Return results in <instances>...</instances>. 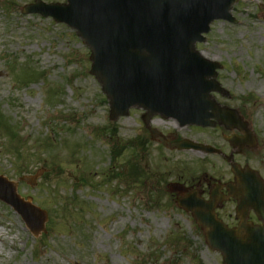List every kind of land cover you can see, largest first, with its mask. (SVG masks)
Here are the masks:
<instances>
[{
	"label": "rangeland",
	"instance_id": "374dc122",
	"mask_svg": "<svg viewBox=\"0 0 264 264\" xmlns=\"http://www.w3.org/2000/svg\"><path fill=\"white\" fill-rule=\"evenodd\" d=\"M35 1L0 0V112L22 141L10 145L0 132V175L48 221L36 237L0 201V221L13 223L0 226V264H223L168 185L208 192L209 182H233L230 165L169 145L187 139L229 155V132L156 120L151 127L172 138L167 145L151 139L141 111L110 121L109 102L90 74V48L67 25L23 14ZM231 13L237 24L216 21L197 49L222 67L217 81L228 94L214 99L236 109L257 141L234 160L264 179V0H238ZM40 169L33 187L21 180ZM235 204L217 211L224 223L233 221Z\"/></svg>",
	"mask_w": 264,
	"mask_h": 264
},
{
	"label": "water",
	"instance_id": "95a60500",
	"mask_svg": "<svg viewBox=\"0 0 264 264\" xmlns=\"http://www.w3.org/2000/svg\"><path fill=\"white\" fill-rule=\"evenodd\" d=\"M67 5L26 6L27 14L39 13L66 23L77 31L92 50L91 74L102 85L110 103V119L127 116L131 108L172 118L180 126L212 127L218 122L229 130L241 129L242 118L234 110L219 107L212 92L225 93L217 82L220 65L204 59L195 49L204 42L214 20L234 22L230 11L236 0H67ZM212 120H215L214 122ZM155 135L154 131H152ZM250 138V137H249ZM233 146L250 139L232 138ZM250 145V144H249ZM180 150L215 153L209 146L183 141ZM235 183L228 185L229 197L238 201V230H229L215 210L223 201L217 191L210 201L197 193L180 197L177 206L190 214L205 234L209 247L222 255L224 264H264V181L249 167L232 160ZM36 177L24 179L32 186ZM171 192L184 194L180 185ZM0 200L12 206L35 236L45 232L48 215L24 202L12 183L0 177ZM254 211L263 225L246 224ZM35 218V220H34Z\"/></svg>",
	"mask_w": 264,
	"mask_h": 264
},
{
	"label": "trees",
	"instance_id": "16d2710c",
	"mask_svg": "<svg viewBox=\"0 0 264 264\" xmlns=\"http://www.w3.org/2000/svg\"><path fill=\"white\" fill-rule=\"evenodd\" d=\"M27 74L28 73L26 72L25 75H23L24 76L23 80L28 79ZM1 131H2V133H4L7 136L8 140H9L8 143L10 145L11 144H21L22 141L19 137V133L16 132V129L14 128V126L11 125V123L8 120H6L0 112V132ZM120 152H121V150H119V147H116L115 150L113 151L115 156L119 155ZM21 154H22V152H20V156H21ZM18 159H20V158L18 157ZM141 174L142 173L139 170V168H137V167L132 168V176H134L135 178H140Z\"/></svg>",
	"mask_w": 264,
	"mask_h": 264
},
{
	"label": "flooded vegetation",
	"instance_id": "af4514ba",
	"mask_svg": "<svg viewBox=\"0 0 264 264\" xmlns=\"http://www.w3.org/2000/svg\"><path fill=\"white\" fill-rule=\"evenodd\" d=\"M217 96H220V95H217ZM236 136H238V138H241V137H243V135L239 132V133H236L235 134ZM161 140H166V139H164V138H162ZM167 141V140H166ZM240 156H242V154L241 155H239L238 157H240ZM222 158H225L226 159V156L225 155H223L222 156ZM211 182H209V184H208V192H206V190H200V188L199 187H197V190L199 191V192H201L203 195H204V197L206 198V199H209V197H210V194H211V191L213 190V189H216V188H218L219 189V193H220V195L222 196V197H224V198H226L227 197V191H226V183H221L220 181H218L217 183H215V184H210ZM188 191L190 192L191 190L190 189H188ZM229 202H234V200H228L226 203H229ZM226 203H224L223 205H221V208L222 207H224V205L226 204ZM236 205V204H235ZM254 225H257V224H259V222L257 221V219H256V217L253 215V214H251L250 215V219H249ZM239 221L236 219V218H234L233 219V221L230 223V224H228L229 225V227L230 228H237L238 226H239Z\"/></svg>",
	"mask_w": 264,
	"mask_h": 264
},
{
	"label": "bare ground",
	"instance_id": "6f19581e",
	"mask_svg": "<svg viewBox=\"0 0 264 264\" xmlns=\"http://www.w3.org/2000/svg\"><path fill=\"white\" fill-rule=\"evenodd\" d=\"M10 219H12L11 216H10ZM11 225H13V223H12V224H11V223H8V224H7V223L4 222V221H0V226H3L4 228H7V229H9V230H10ZM2 232H3V231L0 230V248H2V246L5 245V238L1 235Z\"/></svg>",
	"mask_w": 264,
	"mask_h": 264
}]
</instances>
